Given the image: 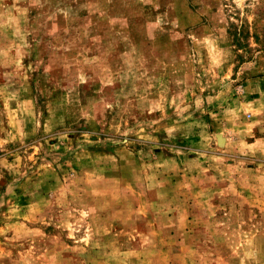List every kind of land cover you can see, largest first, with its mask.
Masks as SVG:
<instances>
[{
    "label": "rangeland",
    "instance_id": "obj_1",
    "mask_svg": "<svg viewBox=\"0 0 264 264\" xmlns=\"http://www.w3.org/2000/svg\"><path fill=\"white\" fill-rule=\"evenodd\" d=\"M0 264H264V0H0Z\"/></svg>",
    "mask_w": 264,
    "mask_h": 264
}]
</instances>
